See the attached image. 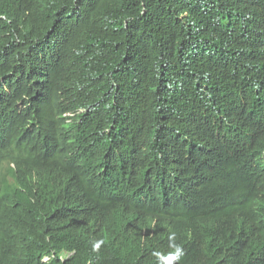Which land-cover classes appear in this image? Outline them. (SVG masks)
I'll return each mask as SVG.
<instances>
[{
	"label": "trees",
	"instance_id": "16d2710c",
	"mask_svg": "<svg viewBox=\"0 0 264 264\" xmlns=\"http://www.w3.org/2000/svg\"><path fill=\"white\" fill-rule=\"evenodd\" d=\"M260 175L264 0H0V264H264Z\"/></svg>",
	"mask_w": 264,
	"mask_h": 264
},
{
	"label": "clouds",
	"instance_id": "9594fccd",
	"mask_svg": "<svg viewBox=\"0 0 264 264\" xmlns=\"http://www.w3.org/2000/svg\"><path fill=\"white\" fill-rule=\"evenodd\" d=\"M251 181H256V179L253 178ZM262 181H264L263 177H262ZM257 202H259L264 208V193L253 198L245 211L244 219L248 231L253 228L254 208ZM225 213L214 216L211 222L208 225H205L203 232L205 231L214 232L217 226L222 223ZM227 217H230L228 213H227ZM261 218H262V224L264 226V213L261 214ZM165 263L166 262L164 260V255L162 253H159L158 264H165Z\"/></svg>",
	"mask_w": 264,
	"mask_h": 264
}]
</instances>
